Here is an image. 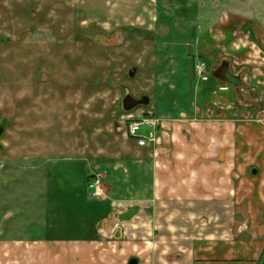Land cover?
<instances>
[{"label":"rangeland","instance_id":"obj_1","mask_svg":"<svg viewBox=\"0 0 264 264\" xmlns=\"http://www.w3.org/2000/svg\"><path fill=\"white\" fill-rule=\"evenodd\" d=\"M48 1L49 5L43 0H0V124L6 126L1 140L0 167L10 168L15 165L11 159L26 157V163H19V167L38 165L81 170L87 163L77 159H89L91 171L87 179L90 181L82 197L93 203H121L116 204L111 216L115 221L112 224L121 226L125 233L121 241L162 244L153 248L155 255L147 256L149 264H188L190 259L193 264L208 263L213 261V247L221 248L226 243L235 249L237 259L241 261L247 259L244 253H247L245 246L248 244L252 252L260 255L258 264H264V211L257 208L264 205L263 176L254 178L251 175L250 169L258 167L255 149L251 148L254 145H250L249 151L243 155L241 141L242 125L247 128L264 126V66L259 70L260 81L255 78V67L250 66L253 71H248V74L252 81L249 90L243 93L246 103L242 107L233 100L227 104L230 108L223 112V116L215 117L219 109H216L213 97L212 116H208L210 112L178 111V114H183L182 118L189 117L196 124L210 122L213 127V123L219 121L237 125L235 140L226 142L223 149L235 154L233 160L198 161L219 163L217 169L226 167L227 176L215 175L218 183L213 191L207 189L199 198L187 197L185 205L181 206L185 200L177 190L176 176L170 173L169 166L165 177L168 187L164 186L163 191L157 190L153 178L155 170L151 172L150 168L155 164V158L162 156L153 158L156 156L153 151L159 146L171 151L167 143L169 137L180 134L192 138L196 135L195 129H164L157 124L151 129L155 131L157 144L141 147L130 135V124L150 117L151 111L153 117L158 118L157 106L174 115L176 107L185 108L191 103H185L187 87L177 78L185 74L187 65L181 63L182 73L175 78L176 95H168L173 102L164 99L157 105L155 97L160 90L155 88L153 91L152 72L146 71L147 64L140 58L143 56L146 60L147 53L144 49H138L137 53L131 51L132 41H145V33L136 38L129 28L133 23L131 20L103 21L105 12H108L104 0L99 1V8L97 0ZM201 3L208 1L199 0L198 4V11L205 14L207 7L201 10ZM248 6L249 12L242 14L244 21L237 22L236 27H248L251 39L261 42L260 38L264 36V0H249ZM161 8L158 4L155 24L180 22L178 18L166 17ZM195 9L182 15L184 26L190 31L181 34L173 31L172 42L180 45L192 42L196 28ZM120 10L121 7L116 11ZM152 17L156 18V13ZM183 48L186 51L187 47ZM197 64L200 62L190 63L193 79H198ZM149 67L153 65L149 64ZM177 67L178 64L173 70H179ZM239 67L236 66L237 69ZM132 68H137L134 79L128 77ZM252 82L262 84L260 95L253 86L250 89ZM126 92L135 97L149 96L150 107L124 113L121 104ZM151 130L142 128L140 135L148 137ZM159 139L162 144L158 143ZM52 156L54 158H50ZM98 177L105 190L100 199L92 197L89 189L90 182ZM227 186L231 187L229 192L219 191V188ZM61 188L55 197L54 193L43 190L41 184H10L7 193L19 198L14 200L17 203L12 200L13 203L5 207L15 215L7 221L6 231L10 232L13 227L12 231L18 232L19 226H30L31 223L36 224L34 231L44 233L64 227V203L73 201V189L68 185ZM51 197L53 201L49 199ZM46 200L48 203H43ZM248 203L251 213L246 212ZM28 205L34 208H27ZM18 207H25L22 217L16 216L13 209ZM131 209L136 213L131 214ZM120 213L126 222L120 220ZM256 214L257 219L252 223L250 217ZM242 216L247 219H241ZM157 228L159 232L156 233ZM134 257L145 258L143 252L130 258Z\"/></svg>","mask_w":264,"mask_h":264},{"label":"crops","instance_id":"obj_2","mask_svg":"<svg viewBox=\"0 0 264 264\" xmlns=\"http://www.w3.org/2000/svg\"><path fill=\"white\" fill-rule=\"evenodd\" d=\"M43 1L49 5L48 0ZM67 1H65L66 5L68 4ZM99 1L97 0L98 8L100 6ZM104 1L108 12H105L106 19L103 18V21L111 23L115 19L120 21L131 20L133 23L129 25V28L134 31L136 38H141L138 35L145 33V41L142 39L132 41L131 51L137 53L138 49L141 51L144 49L147 53L146 60L143 59V56L140 58L142 62L147 64L146 71L152 72L153 91L155 88L160 90L158 97H155L157 105L164 99L166 102H173L168 95H176L178 87L175 78L179 73H182L180 70L181 63L184 62L187 65L184 70L185 74L181 78H177L187 87L184 91L185 97L188 98L185 103H191L185 108L176 107L175 111L173 110L176 113L174 115L165 112L163 106V109L157 106L160 114L157 116L158 118H153L164 129L189 127L195 129L196 135L192 138L180 134L169 137L167 143L170 145L171 151L164 146L156 148L153 151L156 156L153 158L162 157L155 158V164L150 168L151 172L155 170L153 178H155L158 186L157 190L163 191V187L167 186L165 183V177L168 175L166 169L170 167V173H174L176 176L177 190L185 200L180 205H185L187 197L199 198L201 192H205L207 189L213 191L218 183L215 175L223 178L227 176L226 167H224V171L217 169V166H220L219 163L203 164L198 161H219L221 159L229 162L233 160L235 154L225 152L223 149L226 142L235 140L234 134L237 125L234 122L219 121L214 122L213 127L210 122L196 124L189 117L182 118L183 114H178V111H193L194 114L199 111L207 114L210 112L211 114L208 116H212L213 97H215L216 109H219L215 117L223 116V112L230 108L227 104L233 100H237L240 107L245 105L246 100L244 98L246 97L243 98V93L249 90V83L252 81L248 74V71H253L250 66L255 67L254 73L256 72L255 78L257 80H259V70L261 66H264V36H261V42L255 41L251 39L252 33L248 27L244 29L236 27L237 22L244 21L242 18L244 11L249 12V0L248 2L246 0H204L208 3H201L200 9L207 7L205 14L198 11L199 0ZM158 4L161 5V10L166 17L178 18L181 23L176 22L173 25H168L165 22L160 26L157 25L158 23L155 24L158 19L156 11ZM119 7L121 10L116 11ZM140 8L141 12H138ZM193 8H196L194 39L184 45L172 42L171 34L173 31L179 32V34L190 31V29L185 28L182 15ZM175 11L180 12V14L177 15ZM155 13L156 18L152 17ZM199 23H201L200 26ZM183 46L187 47L186 51ZM193 62L206 64V74L209 76L207 81H203L199 77L193 79V69L190 68V63ZM149 64L153 67L148 68ZM176 64L179 67H177L179 69L177 71L173 70ZM237 65H240L238 69L236 68ZM252 86L259 94L262 84L256 85L252 82L250 89ZM150 114L151 116L154 115L152 111ZM241 141L244 145L243 155L249 151L250 145H254L251 148L255 149L258 167L251 169L256 168L258 170V174L253 175L254 178L263 176L262 184L264 185V126L252 125L251 128H247L242 125ZM159 142L163 143L161 139ZM26 160V157H15L11 159V163L15 164L14 166H10V168L0 167V264H128L129 260L132 259L131 256L137 254L139 256V253L142 252L145 258L144 260L138 258L139 264H149V257L147 256H152L153 253L155 255L153 248L156 245L161 247L162 244L157 242L154 245L152 241L148 242L149 244L138 241L124 243L121 240L125 233L121 231V226L113 225L112 222L115 221L111 220L116 204H122L93 203L82 197L85 190L87 192L86 187L89 181L87 177L91 171L89 159L86 158L85 161L77 159L79 162L87 163L85 169L81 168V170L49 168L38 165L35 167L18 166L21 162L25 164ZM13 183L41 184L43 190L54 193L55 197L62 189L61 187L70 186L73 189V201L64 203L66 216L63 218V223L65 226L56 231L50 230L44 233L43 231H34L36 224L31 223L30 226H19L18 232H13V227L10 232L6 231L7 221L14 218L15 215L8 210L9 208L5 207H8V203H13L19 198L17 195H11L10 192L7 193V187ZM230 190L231 187L228 186L225 189L219 188V191L229 192ZM261 191L260 188L259 194ZM49 199L52 200V197ZM55 200L57 201V199ZM14 203L17 202L14 201ZM43 203L48 202L46 200ZM260 205L257 206L258 210L261 208L264 211V205ZM24 208H13L16 210V216L22 217ZM27 208H34V206L28 205ZM47 208L48 211L51 210L49 206ZM245 208L247 209L246 212L251 213L250 203ZM135 213L136 211L131 209V214ZM119 218L121 221H127L122 219L121 213ZM241 219H247V217L242 216ZM255 219H257V214L250 217L252 223L255 222ZM54 223L55 221L52 224ZM158 230L157 228L155 232H159ZM227 244L221 248H217L215 245L213 247V261L204 264H258L260 255L252 252L248 244L245 246V252H247L244 253L247 256L245 261L237 259L238 255L235 249ZM189 262L188 264L194 263L192 259Z\"/></svg>","mask_w":264,"mask_h":264},{"label":"built area","instance_id":"obj_3","mask_svg":"<svg viewBox=\"0 0 264 264\" xmlns=\"http://www.w3.org/2000/svg\"><path fill=\"white\" fill-rule=\"evenodd\" d=\"M197 76L203 80H208V75L206 74V64L200 63L196 66ZM151 115V114H149ZM148 116V115H146ZM157 121L150 116L148 118L142 119V121H134L130 124V135L133 137L137 144L141 147L149 146L151 144H157V138L155 136V131L151 130L157 125ZM142 128L150 129L151 133L146 136H141L140 131ZM89 189L92 192V197L100 199L105 195V190L103 189V183L101 178H96L92 180L89 184Z\"/></svg>","mask_w":264,"mask_h":264},{"label":"water","instance_id":"obj_4","mask_svg":"<svg viewBox=\"0 0 264 264\" xmlns=\"http://www.w3.org/2000/svg\"><path fill=\"white\" fill-rule=\"evenodd\" d=\"M137 72V68H132L129 70L128 77L130 79H134ZM151 105V98L147 95H143L138 97H135L131 95L130 93L126 92V95L124 96L121 104V108L124 113H132L138 108H149ZM6 131L5 124L0 125V149H2V137ZM252 175H257L258 170L256 168L251 169ZM128 264H139V259L134 257L129 260Z\"/></svg>","mask_w":264,"mask_h":264},{"label":"trees","instance_id":"obj_5","mask_svg":"<svg viewBox=\"0 0 264 264\" xmlns=\"http://www.w3.org/2000/svg\"><path fill=\"white\" fill-rule=\"evenodd\" d=\"M1 125V124H0ZM5 128H6V126H5ZM3 147V146H2ZM89 181H90V179H88Z\"/></svg>","mask_w":264,"mask_h":264},{"label":"flooded vegetation","instance_id":"obj_6","mask_svg":"<svg viewBox=\"0 0 264 264\" xmlns=\"http://www.w3.org/2000/svg\"><path fill=\"white\" fill-rule=\"evenodd\" d=\"M139 98V97H138Z\"/></svg>","mask_w":264,"mask_h":264}]
</instances>
